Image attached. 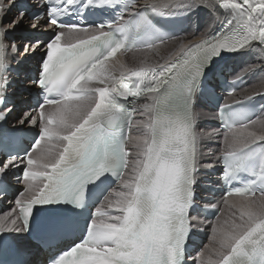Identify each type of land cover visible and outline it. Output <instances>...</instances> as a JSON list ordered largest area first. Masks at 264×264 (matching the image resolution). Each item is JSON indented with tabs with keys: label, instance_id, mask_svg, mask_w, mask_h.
<instances>
[{
	"label": "snow or ice",
	"instance_id": "6c2138e0",
	"mask_svg": "<svg viewBox=\"0 0 264 264\" xmlns=\"http://www.w3.org/2000/svg\"><path fill=\"white\" fill-rule=\"evenodd\" d=\"M128 9L158 62L127 69L128 82L121 73L117 83L105 61L125 47ZM90 10L119 15L93 28ZM194 12L204 13L196 22L201 38L185 44L171 24ZM77 31L87 39L61 43ZM37 53L30 75L26 64ZM225 55L259 62L258 69L245 61L244 73L264 69V0H0V192L21 182L38 188L17 199L18 216L0 217V264H189L188 242L201 231L193 212L220 207L202 208L198 189L219 191L215 184H227L226 197L245 199L211 225L190 264H264V103L259 115L237 110L264 92L221 105L218 128L199 127L198 105H211L216 62ZM88 96L83 111L69 103ZM44 138L62 145L58 155L35 154ZM215 141L222 147L206 157ZM206 158L214 162L203 164ZM210 171H219L217 180L201 175ZM38 178L42 186L32 183Z\"/></svg>",
	"mask_w": 264,
	"mask_h": 264
},
{
	"label": "bare ground",
	"instance_id": "6f19581e",
	"mask_svg": "<svg viewBox=\"0 0 264 264\" xmlns=\"http://www.w3.org/2000/svg\"><path fill=\"white\" fill-rule=\"evenodd\" d=\"M7 2H9V1H7ZM141 2H145V0H142ZM141 2L139 4H141ZM14 12H15V10L13 12H11V13L13 14ZM8 15L10 16L11 14L9 13ZM203 15H204L203 12H194L192 14V16L187 19V21L189 22V27L187 29H185L183 32H181L178 36L179 37H183L186 34V32H188L190 29L195 34L194 35L192 34L188 39H185L183 41L185 44L189 43L190 41L195 42V41H197V40H199L201 38L202 28H201V30H197L196 22H197L198 18L203 16ZM5 21H6V23H5V25H6L7 22H8V19H6V17H5ZM200 26L202 27V25H200ZM78 32H80V31H77V33ZM82 33L83 34L81 36L77 37V38L82 39V38L87 37V34H85L84 32H82ZM77 38L72 39L71 42L72 43L75 42V40ZM61 43L63 44L64 42L62 41ZM138 50H142L141 52H143V53H137L136 51H138ZM149 51H151V52H149ZM256 51H258V49ZM142 54H148L146 57H155V59L153 58L154 61L151 62V63H157L158 62L157 61V57L155 55H153L152 50H148L147 48H141V49H132V50L126 51V52H119L117 55H115L110 60L105 61V66L109 69V72L111 73V75L117 78V82H119V77H120L121 73H124L125 78L128 77L127 69H129V63L127 64V62L133 57H137V56H140V55L142 56ZM38 56L39 55L37 53L36 57H33L32 59H30L27 62L26 65H28V67L27 66L26 67L28 69V72L31 71V70H34V66H36V64H38L37 63ZM227 59H228V62L233 63V65H234L233 68L240 67L241 73L246 75V78L244 79V81L247 83V85L245 87H242V88H240L238 90V92L233 93L231 95L232 97L230 96L231 98L226 97L227 99H229L228 102L242 99L245 96L253 95L255 92H264V82L260 83L261 82V78L260 77H264V69H260L259 71H255V72H252V73H244L242 71L243 68L246 66L245 63H244L245 61H248L249 64H254L256 66V68L259 69L260 65H259L258 61H256L255 59H249V57H247V56H245V57H230V56H228ZM131 65H132V63H131ZM135 68H138V67H135ZM29 74L31 75L30 72H29ZM233 78H235V77H233ZM109 83H111L110 80H109ZM252 84L254 86H257V87L256 88H252L253 86L250 87V85H252ZM25 98L27 99V97H25ZM92 100H93V97L88 96V97H86V98H84L82 100L70 101L69 103L72 104L73 107L77 108L79 111H83V108L85 109V107L87 108L90 104H92ZM88 101H90V102H88ZM92 106H94V105H92ZM200 108H202V109H200ZM46 110H47V107H46ZM197 110L202 113V119H210L211 122H214L217 125L216 114H215V112L212 111V109H210L208 107H202V106L198 105ZM257 115H259V111H258ZM213 118H214V120H213ZM255 118H256V116L253 119H255ZM9 122H11L13 124L15 121H13L11 117H9ZM199 127H200V125H199ZM215 128H218V126H216ZM200 129H202L204 131H211L212 130V129L208 130V129L201 128V127H200ZM133 134H134V131L131 132L132 139H134L136 137V136H133ZM132 139L129 140V145H131L130 142H132ZM55 141L56 140L53 139L51 142H54L56 144L57 151L53 150V148L50 147V148H48L46 150H43V152L40 153L39 151H40L41 147L39 146L38 149L35 151V154L36 155H45L46 153L51 152L52 155H58V152L60 150H62V145L59 144L58 142H55ZM43 142H45V144L48 143L46 140L45 141L43 140L42 143ZM241 142H242V139H241ZM212 145L219 146V147L212 148V147H209L208 145H206L204 147V149H203L204 154H205L206 157H207V150L209 151V149H219V148H221V146L219 145V141L212 142ZM45 158H47V157H45ZM205 160L209 161L207 158ZM32 169H34L35 171H41L42 170L39 167H34ZM210 172H212V171H210ZM201 175L202 176H207L210 179H213L215 177L218 178V176H219V174L215 175L214 171L211 174H208V172H204V173L202 172ZM32 183L33 184H38L39 186L42 185V184H40V182H32ZM19 184H16V185H19ZM33 190H31V191L26 190V192H24L22 195L23 196H27L30 193L32 194ZM258 196L259 195H257V197ZM201 197H203V196H201ZM226 199H228V201H229L228 204H225L223 202L224 201L223 198H221V197L220 198H216V200L220 201V204H222V206L225 205V208H226L227 205H231V204L239 205L240 203H242L244 201L245 197L231 195V196H229ZM23 200H26V199H23ZM5 201H6L5 204L12 205V202H10V198H7ZM196 216L201 221V223L199 224V227H204L203 226V222L205 220L204 217H201L199 215H196ZM217 219H218V217L215 220L208 221V222L213 223V222H216ZM207 243H208V240H207L206 244Z\"/></svg>",
	"mask_w": 264,
	"mask_h": 264
},
{
	"label": "rangeland",
	"instance_id": "374dc122",
	"mask_svg": "<svg viewBox=\"0 0 264 264\" xmlns=\"http://www.w3.org/2000/svg\"><path fill=\"white\" fill-rule=\"evenodd\" d=\"M7 1H9V0H5V2H7ZM144 2H141V4H143ZM140 4V5H141ZM15 9H13L12 10V12L14 11ZM11 15L10 16H12V13H10ZM6 19H8V17H6ZM4 23H6V21L4 20ZM25 23H30V21H28L27 19H26V21H25ZM46 27H48V25H42V28H46ZM64 31H66V30H64ZM83 31H80V32H73L72 33V35L71 36H65L64 37V41L63 42H66V41H71L72 39H74V38H77V37H79V36H81L83 33H82ZM193 34V31L190 29L188 32H186V34L183 36V37H187V39L191 36ZM149 50V49H148ZM142 50H138V51H136L137 53H143V52H141ZM147 51V50H146ZM145 52V51H144ZM149 52H151V51H149ZM153 52V51H152ZM38 55H40L39 53H38ZM148 54H142V56L140 55V56H137V57H133V58H131L128 62H127V64L129 63V68H135V67H139L140 65H141V63L142 62H147V63H151V62H153L154 61V59H155V57H146ZM154 58V59H153ZM38 60H39V56H38ZM131 61V62H130ZM160 62H162V61H160ZM131 63H132V65H131ZM135 64V65H134ZM27 67H28V65H26ZM134 66V67H133ZM241 73V69H240V67H236V68H234V73L232 72L229 76L230 77H234V76H237V75H239ZM240 75H244L245 76V78H246V75L245 74H240ZM244 78V79H245ZM261 78V82L260 83H262V82H264V77H260ZM257 79V78H256ZM247 85V84H246ZM253 86V87H252ZM245 87V86H244ZM250 87H252V88H256L257 86H254L253 84L252 85H250ZM232 97V96H231ZM231 97H229V98H231ZM226 100V99H225ZM229 99H227L226 101H228ZM88 102H90V101H88ZM87 102V103H88ZM86 103V104H87ZM86 108V107H85ZM200 109H202V108H200ZM83 110H84V108H83ZM136 118H139L138 116L136 117ZM213 120H214V118H213ZM134 122H135V120H134ZM200 127L201 128H205V129H208V130H210V129H215V125H213V122H211L210 121V119H202V121H201V123H200ZM134 131V134H133V136H137L138 135V133L135 131V130H133ZM222 135V134H221ZM222 139H223V135L220 137V140L222 141ZM48 143H46L45 144V142H43L42 143V145H41V148H40V153L41 152H43V150H46V149H48V148H50V147H52L53 148V150H55V151H57V146H56V144L54 143V142H51V141H49V140H46ZM55 142H58V141H55ZM130 143H132V142H130ZM206 145H208L209 147H212V148H217V147H219V146H214V145H212V143L211 144H206ZM219 145L222 147V145H221V143L219 142ZM129 146H131V145H129ZM208 150H207V154H208ZM211 162H214V161H211ZM203 164H208V163H210V161H207V160H204L203 162H202ZM34 168V167H33ZM219 168V165L217 164V169ZM216 173H217V171H215ZM204 173V172H203ZM215 179V178H214ZM204 180H202L201 182H203ZM36 185H38V184H36ZM37 188H34V190H33V192H32V194L30 193V194H28L27 196H22V195H19V196H17L16 197V199H20V200H23V199H28V198H30L33 194H34V191L36 190ZM201 191V190H200ZM11 202H12V205H10V204H7L6 205V209H5V211H3L1 214H0V217H4V216H6V214H14V215H16V211H15V203H14V200L13 199H11ZM216 203H219V205H220V207H219V209H220V214L217 216L219 219H221V220H223V219H226V218H228V216L230 215V213H231V211H234L235 209H232V208H230V205H227L226 206V208H225V205L224 206H222V204H220V201H217L216 200V202H215V204ZM216 217V218H217ZM215 218V219H216ZM214 219V220H215ZM106 222H109V221H107V220H105ZM208 221H213V220H208V219H205L204 220V222H203V228L204 229H206V230H208V236L211 234V225L214 223H211V222H208ZM207 240H208V237L207 238H205L204 240H203V242H202V244H201V246H200V250L201 249H203V247H204V245L206 244V242H207ZM195 253V257H197V255H198V253L199 252H194Z\"/></svg>",
	"mask_w": 264,
	"mask_h": 264
}]
</instances>
